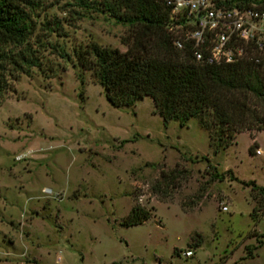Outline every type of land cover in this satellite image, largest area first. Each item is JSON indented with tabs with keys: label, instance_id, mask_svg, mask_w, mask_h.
Wrapping results in <instances>:
<instances>
[{
	"label": "rangeland",
	"instance_id": "obj_1",
	"mask_svg": "<svg viewBox=\"0 0 264 264\" xmlns=\"http://www.w3.org/2000/svg\"><path fill=\"white\" fill-rule=\"evenodd\" d=\"M34 4L38 65L5 72L0 96V264H264V211L250 218L249 186L264 188V130L214 155L196 120L164 127L148 97L112 108L75 54L89 43L124 52L127 27L74 15L71 0ZM54 19L60 31L38 29ZM174 168L185 171L176 187L153 194ZM136 205L150 218L121 227Z\"/></svg>",
	"mask_w": 264,
	"mask_h": 264
},
{
	"label": "trees",
	"instance_id": "obj_2",
	"mask_svg": "<svg viewBox=\"0 0 264 264\" xmlns=\"http://www.w3.org/2000/svg\"><path fill=\"white\" fill-rule=\"evenodd\" d=\"M230 2L233 0H229ZM240 1V0H237ZM246 2L247 0H243ZM35 0H0V96L5 90V72L23 73L38 65L29 40L35 31L31 17ZM74 15L79 11L104 14L127 27L121 39L124 52L87 44L75 54L78 66L89 71L112 108H130L148 97L153 111L165 127L174 121L182 128L191 119L206 131L208 146L215 155L232 145L235 135L264 130V65L240 61L232 65L206 66L196 63L188 46L182 51L172 45L167 32L169 11L159 0H71ZM39 30L60 31L59 20L43 21ZM60 58L65 54L54 49ZM248 154L252 153V146ZM185 171H159L150 187L153 194L160 188H174ZM229 174V172H226ZM222 180L223 175L214 176ZM259 200L251 209L255 222L264 211V188L249 184ZM261 203V207L257 204ZM151 214L133 206L119 225L124 228L146 222Z\"/></svg>",
	"mask_w": 264,
	"mask_h": 264
},
{
	"label": "built area",
	"instance_id": "obj_3",
	"mask_svg": "<svg viewBox=\"0 0 264 264\" xmlns=\"http://www.w3.org/2000/svg\"><path fill=\"white\" fill-rule=\"evenodd\" d=\"M169 11L172 45L206 66L264 64V0H159ZM259 152H257L258 154ZM226 212V208L222 207ZM191 258L192 251L181 254Z\"/></svg>",
	"mask_w": 264,
	"mask_h": 264
}]
</instances>
